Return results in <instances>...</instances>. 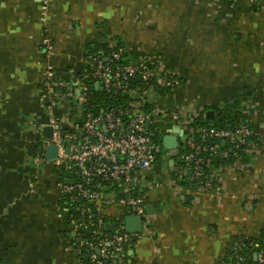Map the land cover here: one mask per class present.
Listing matches in <instances>:
<instances>
[{
	"label": "crops",
	"instance_id": "1",
	"mask_svg": "<svg viewBox=\"0 0 264 264\" xmlns=\"http://www.w3.org/2000/svg\"><path fill=\"white\" fill-rule=\"evenodd\" d=\"M116 45L157 55L179 75L154 104L167 113L161 134L183 130L175 111L215 117L233 99L264 134V3L50 0L43 9L41 0H0V264H86L68 237L56 171L35 161L49 120L41 88L49 67L75 78ZM174 165L161 156L145 173L151 223L130 247L132 264H221L238 238L264 234V141L249 165L210 164L212 190L187 179L175 188ZM121 212L105 209L112 219Z\"/></svg>",
	"mask_w": 264,
	"mask_h": 264
},
{
	"label": "built area",
	"instance_id": "2",
	"mask_svg": "<svg viewBox=\"0 0 264 264\" xmlns=\"http://www.w3.org/2000/svg\"><path fill=\"white\" fill-rule=\"evenodd\" d=\"M249 1L264 3V0ZM41 3L46 9L50 0H41ZM123 54V47L114 48L108 54L97 52L83 74L75 78L63 77L67 73L49 67L41 88V98L49 112L46 126L52 128V134L43 136L35 161L56 169L61 201L79 205L84 215L69 222L68 237L75 253L87 256L89 263L86 264H132L129 250L141 232L126 231L125 221L129 216H140L141 229H148L151 218L146 209L144 189L152 183L145 173L159 157H169L175 162L172 179L175 188L180 186V180L187 179L200 190L208 191L217 182L213 173L207 170L212 157L224 159L236 150L255 154L259 146L249 144V137L254 132L251 118L232 130L198 128L202 134L200 140L195 141L193 119H181L175 111L173 119L179 121L186 132L190 150L181 152L178 146L162 154L164 146L162 140L155 138L158 128L154 124L157 119H165L167 113L155 107L151 97L153 93L175 89L181 79L157 55L142 53L137 59L120 62ZM92 88L109 98L118 96L120 103L103 105L98 100L91 103ZM64 100L69 106L67 113L61 115L57 110ZM245 111L251 115L249 107ZM258 135L263 142L264 134ZM206 139L209 143H205ZM218 139L229 141V147L221 148ZM51 144L58 147L56 159L46 156V149ZM221 192V189L216 190L217 194ZM108 206L119 207L125 215L110 218L105 213ZM110 223L115 224L114 230L107 228ZM246 248L247 241L238 238L221 264H264L263 246L254 253L255 263L250 261Z\"/></svg>",
	"mask_w": 264,
	"mask_h": 264
},
{
	"label": "trees",
	"instance_id": "3",
	"mask_svg": "<svg viewBox=\"0 0 264 264\" xmlns=\"http://www.w3.org/2000/svg\"><path fill=\"white\" fill-rule=\"evenodd\" d=\"M122 47L121 45H116L111 47L110 49L104 51L106 54L110 53L114 48ZM124 48V47H123ZM96 54V53H95ZM93 54L90 57V60L95 55ZM142 52L138 49H125L124 48V54L120 62L128 61V60H134L137 59L139 55H141ZM83 74V71L79 74V77ZM63 77L70 78L69 74H63ZM92 92L89 95V101L92 103V101L98 100L103 105H109V104H119V97L114 95L112 97H108L106 94H101L100 92L96 91L94 88L91 89ZM247 104L243 101H240L238 99H233L230 101L225 102L223 107L216 108V114L214 119L209 120L207 119L203 114L198 115L195 117L191 123V126L194 128L193 137L195 141L200 140L201 138V132H198V128H205L206 130H224V129H235L238 126H240L243 122L249 121L250 114L246 113ZM252 127V124H251ZM155 138L159 141L162 140L161 133L158 129H155ZM224 139H218L217 141L220 143L221 148H227L229 147L230 143L227 141L224 145L222 144V141ZM211 142H215L214 139H211ZM205 143H209L208 139H206ZM261 144L260 136L253 132L249 137V144ZM246 146H243L245 148ZM179 150L181 152H188L190 150V146L188 143V139L182 140L179 145ZM206 155L209 157L210 154L207 152ZM255 157L254 153H249L244 150H236L234 153L231 154L230 157L219 159L216 157L211 158V164L216 165H231L235 163L236 161L248 163L252 162ZM161 157H159L160 159ZM209 171V169L207 168ZM62 206L61 209L63 211V215L67 222L69 223L72 219H80L83 218L84 215L81 213V210L78 208L79 205L72 204L71 202L66 204L65 201H61ZM89 207H93V205L88 204ZM106 219L108 217L106 216ZM87 234V233H86ZM89 236V233L87 234ZM247 241V248L246 252L251 256L250 261L252 263H255L254 259V253L257 252L262 246L264 247V234L261 235L258 238L255 237H243ZM136 240V238H135ZM252 243V244H251ZM256 244H259V246H256ZM86 263H89V259L87 256L82 257ZM133 261V257H131ZM229 258H226L228 260Z\"/></svg>",
	"mask_w": 264,
	"mask_h": 264
},
{
	"label": "water",
	"instance_id": "4",
	"mask_svg": "<svg viewBox=\"0 0 264 264\" xmlns=\"http://www.w3.org/2000/svg\"><path fill=\"white\" fill-rule=\"evenodd\" d=\"M140 78V77H139ZM207 118L211 120L214 118V111L209 110L207 112ZM43 133L46 136H50L52 134V128L50 126H45L43 129ZM187 137L184 135V131L178 128L169 129L166 133H162V143L166 149H176L179 146L180 141L185 140ZM226 140L222 141L224 145ZM69 151V149L67 150ZM58 154L57 145L51 144L46 149V156L50 159H56ZM149 212L150 206L146 207ZM126 231L130 233H140L141 232V217L140 216H129L126 218ZM115 224L110 223L107 225V228L110 230H114ZM133 253V251H132Z\"/></svg>",
	"mask_w": 264,
	"mask_h": 264
},
{
	"label": "rangeland",
	"instance_id": "5",
	"mask_svg": "<svg viewBox=\"0 0 264 264\" xmlns=\"http://www.w3.org/2000/svg\"><path fill=\"white\" fill-rule=\"evenodd\" d=\"M166 93L164 92H158V93H153L151 99L154 100V104H157L159 106L162 105V100L161 99H165L163 97V95H165ZM160 99V101H159ZM163 121L164 119L163 118H160V119H157V121L155 122L154 124V127L158 128L159 130L161 129L162 125H163ZM168 153V150L166 148H162V154H167ZM169 158V157H168ZM113 209V208H112ZM114 213H119L118 211L115 212V210H113ZM125 215L124 211H122L119 216L120 217H123ZM119 218V217H118ZM116 218V219H118Z\"/></svg>",
	"mask_w": 264,
	"mask_h": 264
},
{
	"label": "flooded vegetation",
	"instance_id": "6",
	"mask_svg": "<svg viewBox=\"0 0 264 264\" xmlns=\"http://www.w3.org/2000/svg\"><path fill=\"white\" fill-rule=\"evenodd\" d=\"M55 171H56V169H55ZM56 174H57V171H56ZM58 176V175H57Z\"/></svg>",
	"mask_w": 264,
	"mask_h": 264
}]
</instances>
